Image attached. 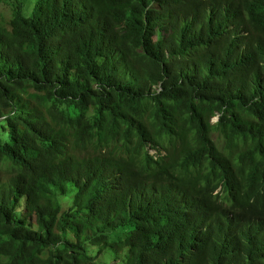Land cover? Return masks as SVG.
<instances>
[{"label": "trees", "instance_id": "obj_1", "mask_svg": "<svg viewBox=\"0 0 264 264\" xmlns=\"http://www.w3.org/2000/svg\"><path fill=\"white\" fill-rule=\"evenodd\" d=\"M0 2V264H264V0Z\"/></svg>", "mask_w": 264, "mask_h": 264}, {"label": "rangeland", "instance_id": "obj_2", "mask_svg": "<svg viewBox=\"0 0 264 264\" xmlns=\"http://www.w3.org/2000/svg\"><path fill=\"white\" fill-rule=\"evenodd\" d=\"M38 2V0H27V6H28V12L30 13L35 4ZM10 12L11 7L7 5L5 2H0V14L3 18L6 20H10ZM211 124H216V121L213 119L211 121ZM65 208H68L71 205V202H64ZM121 235V231H117L113 233L112 239H116ZM99 250L98 246H91V251L97 255V252ZM124 258V251H120L118 255H115V251L112 247H108L106 250H104L98 257H97V263L98 264H121Z\"/></svg>", "mask_w": 264, "mask_h": 264}, {"label": "clouds", "instance_id": "obj_3", "mask_svg": "<svg viewBox=\"0 0 264 264\" xmlns=\"http://www.w3.org/2000/svg\"><path fill=\"white\" fill-rule=\"evenodd\" d=\"M154 152V150H152Z\"/></svg>", "mask_w": 264, "mask_h": 264}]
</instances>
